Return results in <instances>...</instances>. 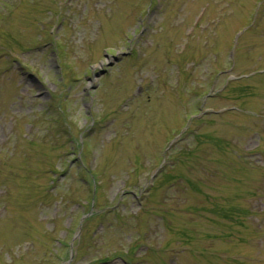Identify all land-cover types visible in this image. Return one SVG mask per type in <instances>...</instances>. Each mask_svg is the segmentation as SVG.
Masks as SVG:
<instances>
[{"label": "rangeland", "instance_id": "obj_1", "mask_svg": "<svg viewBox=\"0 0 264 264\" xmlns=\"http://www.w3.org/2000/svg\"><path fill=\"white\" fill-rule=\"evenodd\" d=\"M67 263L264 264V0H0V264Z\"/></svg>", "mask_w": 264, "mask_h": 264}, {"label": "water", "instance_id": "obj_2", "mask_svg": "<svg viewBox=\"0 0 264 264\" xmlns=\"http://www.w3.org/2000/svg\"><path fill=\"white\" fill-rule=\"evenodd\" d=\"M108 57V56H107ZM114 65H112L111 67H113Z\"/></svg>", "mask_w": 264, "mask_h": 264}]
</instances>
